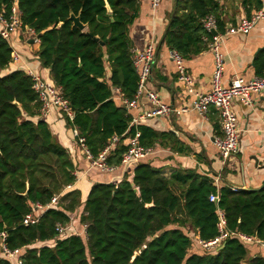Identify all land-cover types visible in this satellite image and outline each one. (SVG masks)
Returning <instances> with one entry per match:
<instances>
[{
	"label": "trees",
	"instance_id": "obj_1",
	"mask_svg": "<svg viewBox=\"0 0 264 264\" xmlns=\"http://www.w3.org/2000/svg\"><path fill=\"white\" fill-rule=\"evenodd\" d=\"M220 1L174 0L165 46L184 60L206 50L211 35L202 19L213 15L217 32L226 30ZM237 2L245 17L263 7L262 0ZM12 6L13 0H0L6 15ZM16 7L22 25L39 36V68L49 70L73 112L72 120L63 117L66 128L77 129L94 157L111 138L119 137L106 159L108 165L119 166L126 151L123 140L136 131L145 148L167 144L171 132L133 125L118 99L131 100L137 92L128 37L138 14L137 0H17ZM70 14L84 30L73 25ZM11 54L0 37V233H5L9 250H19L23 264H264V256L249 257L236 237L212 252L193 240L218 235L219 208L228 232L264 241V187L236 192L220 188L215 204L209 201L216 192L209 178L183 169L165 178L143 161L131 177L124 173L118 182L93 183L82 203L74 187L73 163L40 118L31 79L21 70L1 74L12 63ZM254 71L264 78V51L255 58ZM54 196L55 208L33 225L22 224L33 205L45 206ZM81 207L85 239L56 238V225H68L70 215ZM0 264L9 263L0 257Z\"/></svg>",
	"mask_w": 264,
	"mask_h": 264
},
{
	"label": "crops",
	"instance_id": "obj_2",
	"mask_svg": "<svg viewBox=\"0 0 264 264\" xmlns=\"http://www.w3.org/2000/svg\"><path fill=\"white\" fill-rule=\"evenodd\" d=\"M138 1V14L129 26V40L134 48H144L153 40L156 42V56L152 65L151 77L146 88L155 93L160 101L175 109L187 108L184 113L172 114L168 117L140 120L143 124L157 132H171L163 146L156 144L151 147L152 154L143 163L161 170V175L169 178L178 169L191 170L196 174L212 180L218 189L235 187L238 189L258 190L264 185V91L253 97L252 107H244L237 99L233 101V110L237 118L238 149L236 155L223 162L213 145L214 138L220 136L219 114L210 107L202 116L191 109L193 96L186 94L183 85L177 80L174 63L169 58L170 50L161 44L168 26L174 0H162L159 9L152 13L149 0ZM262 9L264 10V0ZM221 11L226 30L237 25L244 11L237 0H221ZM33 37V38H32ZM34 41H31V40ZM22 42L21 45L19 42ZM18 43V47L15 46ZM161 44V45H160ZM24 46V47H23ZM12 51L19 56L12 61L1 74L14 70H33L48 83L53 84L48 69H40L36 53L39 41L36 35L25 31L16 32L11 36ZM22 48V49H21ZM23 48L25 50H23ZM29 50L31 52H29ZM220 51L224 58L222 84L228 86L231 80L239 77L249 80L255 77L254 64L257 55L264 51V20L258 22L247 34L232 33L225 36ZM187 74L193 79L198 92L209 91L213 73V56L209 47L200 54L184 60ZM150 109V104L142 98L136 109L129 111L132 119H138ZM64 116L54 110L43 119L53 136L68 153L73 163L75 173L79 177L74 187L80 191L82 203L95 182H118L127 173L132 176L133 168H118L115 172L104 174L96 169H90L81 151L66 128ZM214 179H218L215 183ZM70 188V187H69ZM82 207L70 215V223L75 231L83 234L84 227L79 224ZM193 236V235H192ZM196 237H194L195 241ZM248 256H264L256 247L245 245Z\"/></svg>",
	"mask_w": 264,
	"mask_h": 264
},
{
	"label": "built area",
	"instance_id": "obj_3",
	"mask_svg": "<svg viewBox=\"0 0 264 264\" xmlns=\"http://www.w3.org/2000/svg\"><path fill=\"white\" fill-rule=\"evenodd\" d=\"M16 1L13 0V6L10 14L6 15L5 11H0V37L11 46V36L19 31H26L35 35L28 27H24L20 21V12L17 10ZM162 0H149V6L152 13H155ZM264 20V10L260 9L251 14L250 17H242L237 22V25L233 28H229L227 32L219 34L217 32L216 19L213 15H207L202 19V25L204 30L211 35V31H216V35H211V40L208 43V47L213 56V73L211 77L210 89L207 92H198L194 87L193 79L187 74L184 66V59L178 52L172 50L169 52V58L174 63L177 80L183 85L186 94L193 96L191 109L198 114L204 116L210 107L215 109L219 114V130L220 136L214 138L213 145L218 151L223 162L228 161L229 158L236 155L238 149V127L237 118L233 110V101L237 99L244 107H252L253 97L264 91V78L253 77L249 80L242 78H235L231 80L228 86L222 84L223 64L224 58L220 51L222 42L225 36L232 33H242L247 35L253 27L260 21ZM156 42L149 41L144 48L131 47V61L134 69L138 74L137 92L131 100L124 97H118L122 106L129 112L136 109L142 98H145L150 104V109L138 119H132V124L137 125L138 121L146 120L150 118L168 117L176 113H184L187 108L175 109L170 105L164 104L160 101L159 97L149 91L146 88L148 81L151 77L152 65L156 56ZM12 61H17L19 56L16 52L12 51ZM25 74L31 79L32 90L36 94L38 101L40 102L39 115L41 118L47 117L54 110H57L64 117L69 120L73 119V112L69 106L68 101L64 98L60 87L48 83L39 74L33 70H25ZM119 93V89H115ZM264 124V119H263ZM71 136L75 141L76 146L81 151L84 159L87 161L90 169H96L104 174L115 172L118 168H134L136 165L142 163L148 156L152 154L151 148L143 147L139 142L140 133L135 132L133 136L127 137L123 140V144L126 146V151L121 157L119 166L108 165L106 159L109 153L114 149L115 145L119 143V137H113L109 140V144L94 157L85 145V140L81 137L75 128L70 129ZM76 180L78 176L74 172ZM213 182V181H212ZM217 183L218 179H214ZM215 187V186H214ZM69 188V187H68ZM216 192L209 196L211 203H219L218 187ZM233 192L238 191V188L230 187ZM58 203V196H54L48 204L45 206L35 204L33 210L29 212L22 220L24 226L35 224L40 215L48 209L55 208ZM217 231L218 235L209 241H201L198 238L195 239L196 244L206 251L212 252L219 249L224 240L229 237H236L243 245L250 247H256L264 253V241L256 239L251 236H247L241 233L228 232L226 229V221L224 212L221 209H217ZM56 238H62L68 235H79L74 230L71 223L62 226L57 224L55 227ZM82 236H85V228L83 229ZM81 236V237H82ZM5 233H0L1 247L0 257L6 260L9 264H23L20 259L19 250L11 251L4 244Z\"/></svg>",
	"mask_w": 264,
	"mask_h": 264
},
{
	"label": "water",
	"instance_id": "obj_4",
	"mask_svg": "<svg viewBox=\"0 0 264 264\" xmlns=\"http://www.w3.org/2000/svg\"><path fill=\"white\" fill-rule=\"evenodd\" d=\"M70 19L73 21V25H75L77 28H79L80 30H84L85 29V26L81 24L80 20L78 17H74L73 14H70ZM217 33L216 31H211V35L212 36H215ZM36 39L38 40L39 39V36H36ZM31 41H34V40H31ZM164 42V38L161 40V44H163ZM160 44V45H161ZM264 187V185L262 186ZM224 244L221 245V247L219 249H221L223 247ZM138 255V253L136 252L134 254V256L132 257V260Z\"/></svg>",
	"mask_w": 264,
	"mask_h": 264
},
{
	"label": "rangeland",
	"instance_id": "obj_5",
	"mask_svg": "<svg viewBox=\"0 0 264 264\" xmlns=\"http://www.w3.org/2000/svg\"><path fill=\"white\" fill-rule=\"evenodd\" d=\"M32 38H33V37H32ZM32 40H33V39H32ZM19 43H20L21 45H23V43H22L21 41H20ZM17 44H18V43H15V46L18 47L19 44H18V45H17ZM23 47H24V46H23ZM21 49H22V48H21ZM23 50H25V49L23 48ZM29 52H31V51L29 50ZM76 232L79 233V231H76ZM82 238L85 239V236H82Z\"/></svg>",
	"mask_w": 264,
	"mask_h": 264
}]
</instances>
